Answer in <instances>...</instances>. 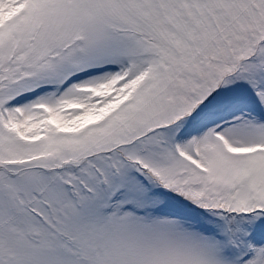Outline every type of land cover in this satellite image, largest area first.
I'll use <instances>...</instances> for the list:
<instances>
[{
    "label": "snow or ice",
    "instance_id": "1",
    "mask_svg": "<svg viewBox=\"0 0 264 264\" xmlns=\"http://www.w3.org/2000/svg\"><path fill=\"white\" fill-rule=\"evenodd\" d=\"M0 264H264V0H0Z\"/></svg>",
    "mask_w": 264,
    "mask_h": 264
}]
</instances>
